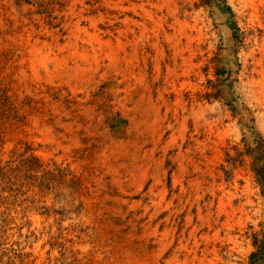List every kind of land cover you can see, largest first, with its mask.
<instances>
[{
  "label": "rangeland",
  "instance_id": "374dc122",
  "mask_svg": "<svg viewBox=\"0 0 264 264\" xmlns=\"http://www.w3.org/2000/svg\"><path fill=\"white\" fill-rule=\"evenodd\" d=\"M256 135L264 0H0V264H250Z\"/></svg>",
  "mask_w": 264,
  "mask_h": 264
},
{
  "label": "trees",
  "instance_id": "16d2710c",
  "mask_svg": "<svg viewBox=\"0 0 264 264\" xmlns=\"http://www.w3.org/2000/svg\"><path fill=\"white\" fill-rule=\"evenodd\" d=\"M225 8L226 10H230L228 7ZM220 93L221 91H219L217 95L219 96ZM254 138V140L252 139L254 147L249 148L248 151L252 152V154L254 155V170L262 182L264 193V143L258 135L254 136ZM255 247L256 250L250 256V264H261L262 262H264V224L260 239H255Z\"/></svg>",
  "mask_w": 264,
  "mask_h": 264
}]
</instances>
